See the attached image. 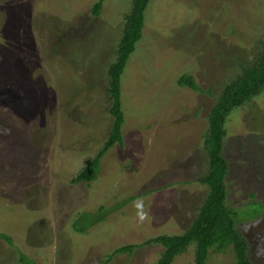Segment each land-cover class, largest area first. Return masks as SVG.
<instances>
[{
	"label": "rangeland",
	"instance_id": "1",
	"mask_svg": "<svg viewBox=\"0 0 264 264\" xmlns=\"http://www.w3.org/2000/svg\"><path fill=\"white\" fill-rule=\"evenodd\" d=\"M99 1L0 0V234L14 244L0 239V264H105L118 248L184 234L206 200L208 118L261 50L264 0H152L121 79L124 145L77 185L112 129L108 71L132 7L105 0L96 17ZM183 76L203 92L181 87ZM225 128L229 205L264 264V213L253 214L264 205V93ZM104 206L115 208L105 221L74 230ZM163 252L145 246L108 264H157ZM194 259L192 245L174 264ZM208 264H235L234 253Z\"/></svg>",
	"mask_w": 264,
	"mask_h": 264
},
{
	"label": "trees",
	"instance_id": "2",
	"mask_svg": "<svg viewBox=\"0 0 264 264\" xmlns=\"http://www.w3.org/2000/svg\"><path fill=\"white\" fill-rule=\"evenodd\" d=\"M100 0L95 4L92 14L98 17L103 8ZM152 0H132L131 11L123 18V30L117 49L116 61L110 66L109 90L111 98L110 114L113 117L112 129L104 147L91 160L88 166L72 179V184H91L96 181L102 169V159L116 145H124L123 127L125 117L121 102V79L131 55L136 51L137 44L143 37L145 11ZM181 87L202 93L193 76H183L178 80ZM264 93V42L259 53L247 64H242L239 74L227 83L210 112L208 118V132L205 136V150L208 157V170L198 179L207 187L208 193L190 228L179 236H158L140 245H129L116 249L107 256L108 264L116 255L133 254L138 248L159 245L164 249L157 264H174L176 259L185 254L189 247L195 246L194 264H208L213 252L224 253L231 250L234 253L235 264H254L250 258V245L238 229L240 222L236 209L229 205V190L227 178L229 163L224 156L226 122L232 112L239 109ZM255 195H253V198ZM255 204V203H254ZM254 211L256 218L264 213V205ZM125 205V204H124ZM117 209L121 205L116 206ZM99 208L96 213H84L74 223V230L85 234L92 227L102 223L111 215L113 210ZM0 239L13 247L9 236L0 234ZM212 251V252H211ZM20 253V258H23ZM22 262V260H20Z\"/></svg>",
	"mask_w": 264,
	"mask_h": 264
}]
</instances>
